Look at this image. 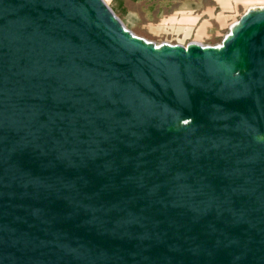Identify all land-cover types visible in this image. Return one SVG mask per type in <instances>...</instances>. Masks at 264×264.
<instances>
[{
    "label": "water",
    "instance_id": "water-1",
    "mask_svg": "<svg viewBox=\"0 0 264 264\" xmlns=\"http://www.w3.org/2000/svg\"><path fill=\"white\" fill-rule=\"evenodd\" d=\"M0 264H264V7L184 46L0 0Z\"/></svg>",
    "mask_w": 264,
    "mask_h": 264
},
{
    "label": "rangeland",
    "instance_id": "rangeland-1",
    "mask_svg": "<svg viewBox=\"0 0 264 264\" xmlns=\"http://www.w3.org/2000/svg\"><path fill=\"white\" fill-rule=\"evenodd\" d=\"M104 1L108 6L111 4L108 3L111 0ZM234 1L236 2L234 3ZM232 2L234 7L231 9H221V7L217 5L213 9L195 11V14L199 15L196 23H194V21L197 17L190 14L183 15V18L176 23L164 21L163 19L169 16V9L165 13L167 15L161 19H159L160 17L158 16H146L143 10L146 9L148 4L146 0L138 3L135 7H128L129 9H137L134 10V12H138V15L134 12L130 17L123 13L115 15L123 23L125 28L133 34L147 41H151L155 45L168 43L186 46L190 42H196L202 45H218L221 43L224 35L229 31L230 25L237 21L248 8L264 6V0H232ZM124 9L126 8L124 7ZM220 14L225 15V20L223 22L218 18ZM172 21H175V19H172ZM204 22L207 23L205 26V33L197 37L198 28ZM186 29H190L188 34H185Z\"/></svg>",
    "mask_w": 264,
    "mask_h": 264
},
{
    "label": "crops",
    "instance_id": "crops-1",
    "mask_svg": "<svg viewBox=\"0 0 264 264\" xmlns=\"http://www.w3.org/2000/svg\"><path fill=\"white\" fill-rule=\"evenodd\" d=\"M144 0H111L108 3H111L109 6L115 12V14L119 15L123 13L126 16L133 14L134 10L137 9H129L128 7H135L138 3H141ZM148 4L145 11L146 16H158L161 19L166 16V11L169 9V16L164 21H168L171 23H176L178 20L183 18V15L190 14L194 17H197L194 23L197 22L199 15L195 14V11H199L201 9H213L217 5L221 7V9H231L233 8L232 0H146ZM236 1H234L235 3ZM124 7L126 9H124ZM138 15V12H134ZM128 17V19H129ZM220 21L225 20V15L220 14L218 16ZM175 19V21H172ZM193 23V24H194ZM206 22H204L197 31V37L202 36L205 33ZM190 29L185 30V34H188Z\"/></svg>",
    "mask_w": 264,
    "mask_h": 264
},
{
    "label": "bare ground",
    "instance_id": "bare-ground-1",
    "mask_svg": "<svg viewBox=\"0 0 264 264\" xmlns=\"http://www.w3.org/2000/svg\"><path fill=\"white\" fill-rule=\"evenodd\" d=\"M260 7H264V6H254V7H250V8H248V9H251V8H260ZM235 22H236V21H235ZM235 22H233V23H235ZM233 23H232V24H233ZM232 24L230 25V27L232 26ZM228 32H229V31H228ZM228 32H227V33H228ZM218 45H219V44H218Z\"/></svg>",
    "mask_w": 264,
    "mask_h": 264
}]
</instances>
